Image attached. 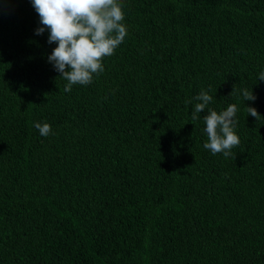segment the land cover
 <instances>
[{"label": "trees", "instance_id": "16d2710c", "mask_svg": "<svg viewBox=\"0 0 264 264\" xmlns=\"http://www.w3.org/2000/svg\"><path fill=\"white\" fill-rule=\"evenodd\" d=\"M122 3L124 42L65 92L30 0H0V264H264V0ZM201 90L238 108L235 159L203 147Z\"/></svg>", "mask_w": 264, "mask_h": 264}, {"label": "clouds", "instance_id": "9594fccd", "mask_svg": "<svg viewBox=\"0 0 264 264\" xmlns=\"http://www.w3.org/2000/svg\"><path fill=\"white\" fill-rule=\"evenodd\" d=\"M30 4L42 25L35 34L41 35L47 30V42L56 45L47 60L59 77L67 81L65 92H70L74 85L91 84L94 75L104 71L103 60L112 56L127 36L122 0H30ZM257 79L264 81V72ZM240 91L244 101L256 99L251 89ZM213 99L201 90L187 101L188 104L196 101L191 119H200L199 114L206 110L207 114L203 116V131L207 135L204 149L212 155L223 154L225 158L235 159L232 149L241 142L235 132L238 108L229 104L225 110L217 112L208 107ZM245 107L247 115L255 120L262 119L254 107ZM34 127L43 137L55 135L49 123L34 122Z\"/></svg>", "mask_w": 264, "mask_h": 264}]
</instances>
